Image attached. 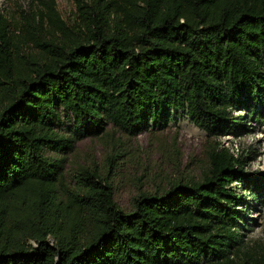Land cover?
<instances>
[{"label": "trees", "instance_id": "obj_1", "mask_svg": "<svg viewBox=\"0 0 264 264\" xmlns=\"http://www.w3.org/2000/svg\"><path fill=\"white\" fill-rule=\"evenodd\" d=\"M180 114L207 133L198 172L158 159L124 208L114 181L140 163L116 132ZM261 126L264 0H76L71 20L55 0L0 10V264H264L244 233L264 207L247 170L260 154L222 141ZM85 138L103 162L89 151L67 169Z\"/></svg>", "mask_w": 264, "mask_h": 264}, {"label": "rangeland", "instance_id": "obj_2", "mask_svg": "<svg viewBox=\"0 0 264 264\" xmlns=\"http://www.w3.org/2000/svg\"><path fill=\"white\" fill-rule=\"evenodd\" d=\"M55 1L61 15L69 20L73 19L76 0ZM47 2L49 0H0V10L8 17H19L25 12L44 9ZM116 137L122 139L125 148L133 147L137 154L135 161L140 163L138 172L131 164H126L123 173L118 175L114 181L116 199L121 206L128 209L133 191L141 182L138 176L141 175V169L146 165L150 167L160 159L167 165L177 162L186 171L197 173L199 161L203 159V144L207 133L198 128L189 116L180 114L172 117L164 131H143L131 138L123 132L117 131ZM222 141L225 146L230 147L236 153L242 151L245 153L249 148L258 152L260 154L258 159L252 162L247 170L257 172L261 176L260 179L264 180V126L245 137L226 136L222 138ZM176 145L179 153H176ZM89 151H92V155L97 161L103 162V142L98 138H85L77 142L74 153L68 154L66 168L70 169L72 164L83 161ZM237 189L240 190V188ZM246 228L247 230L244 232L246 245L264 242V207L258 203L252 202V209L247 214Z\"/></svg>", "mask_w": 264, "mask_h": 264}]
</instances>
